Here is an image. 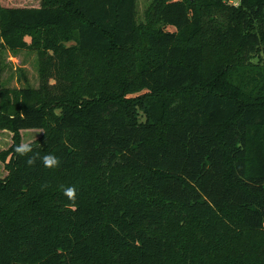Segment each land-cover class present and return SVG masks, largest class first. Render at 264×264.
Masks as SVG:
<instances>
[{
  "label": "trees",
  "instance_id": "obj_1",
  "mask_svg": "<svg viewBox=\"0 0 264 264\" xmlns=\"http://www.w3.org/2000/svg\"><path fill=\"white\" fill-rule=\"evenodd\" d=\"M39 1L0 0V73L6 51L32 49L39 75L17 90L21 107L0 113L14 139L0 264H176L179 253L178 264H264V105L202 88L216 80L205 49L261 43L264 0H161L143 24L136 0ZM248 70L237 85L264 90V65ZM76 81L155 96L133 117L111 97L72 106ZM48 118L49 134L12 155L18 130ZM105 167L134 171L139 195L92 203L86 173Z\"/></svg>",
  "mask_w": 264,
  "mask_h": 264
},
{
  "label": "rangeland",
  "instance_id": "obj_2",
  "mask_svg": "<svg viewBox=\"0 0 264 264\" xmlns=\"http://www.w3.org/2000/svg\"><path fill=\"white\" fill-rule=\"evenodd\" d=\"M1 2L6 5L18 6H39L40 4L39 0H1ZM160 2L161 0H136V22L143 24L147 8H150L153 4L158 8ZM156 10L154 8L150 10L151 14H154ZM204 57L214 67L216 80L209 84H203V89L217 90L220 94L233 96L245 107L264 105V90L260 89L263 84H260L258 89H248L238 86V80H236L246 70H256L260 65H264V30L261 34V43L251 51L232 41L205 49ZM2 62L0 113L6 110H15L24 104L17 90L26 86L36 88L39 84L36 51L32 49H21L16 52L8 50L4 53ZM123 78V80H126L124 76ZM3 90H7V93L1 94ZM126 94L120 84L112 85L111 82L103 81L97 86L84 85L79 87L78 81H76L75 94L69 105L86 104L90 99L96 97H111L117 100L120 110L124 114L133 117L138 108H146L149 101L147 97L153 98L155 96V93H152L148 96L128 98ZM159 130L158 127L156 133H159ZM50 131V118L46 120L41 128L18 130L19 147L12 152V155L24 146L29 147L32 144L41 142ZM12 134L8 127L0 128V179L2 180L8 176L12 169L5 157L7 153H11L9 148L14 142ZM129 175L133 178L134 171L131 170L125 175L119 167L91 168L85 176L84 190L92 203L96 200L95 205L104 210L113 198L120 197L122 193L133 196L139 195L138 191L132 190L131 185L127 184L129 179L127 176ZM109 198L111 200L107 201ZM230 247L235 248L234 245ZM180 260L181 254L179 253L176 255L175 263L178 264ZM197 260H199V257H197Z\"/></svg>",
  "mask_w": 264,
  "mask_h": 264
},
{
  "label": "clouds",
  "instance_id": "obj_3",
  "mask_svg": "<svg viewBox=\"0 0 264 264\" xmlns=\"http://www.w3.org/2000/svg\"><path fill=\"white\" fill-rule=\"evenodd\" d=\"M30 149L28 148V146H24L23 148L19 149V151L21 152H27ZM31 162V161H30ZM58 163L57 158L55 156L49 155V156H45L44 157V164L46 166H55Z\"/></svg>",
  "mask_w": 264,
  "mask_h": 264
}]
</instances>
